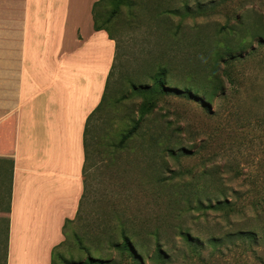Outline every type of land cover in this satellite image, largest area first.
I'll use <instances>...</instances> for the list:
<instances>
[{
    "label": "rangeland",
    "instance_id": "rangeland-1",
    "mask_svg": "<svg viewBox=\"0 0 264 264\" xmlns=\"http://www.w3.org/2000/svg\"><path fill=\"white\" fill-rule=\"evenodd\" d=\"M133 1L107 24L117 45L113 76L89 130L81 213L65 229L56 264L85 261L88 251L102 264H264V215L250 205L264 204V40L251 36L264 30V0H188L189 13L180 0ZM225 45L244 49L227 66L216 56ZM162 69L164 88L155 85ZM0 161L3 264L12 161ZM204 190L201 197L225 196L245 213L192 209L180 199L191 193L197 207L193 194ZM119 223L145 243L144 229L163 225L164 259L154 239L137 261L115 249ZM251 229L259 230L254 240L238 233Z\"/></svg>",
    "mask_w": 264,
    "mask_h": 264
},
{
    "label": "crops",
    "instance_id": "crops-1",
    "mask_svg": "<svg viewBox=\"0 0 264 264\" xmlns=\"http://www.w3.org/2000/svg\"><path fill=\"white\" fill-rule=\"evenodd\" d=\"M97 1L0 0V160L12 161L7 264H52L79 211L87 120L116 50L94 28Z\"/></svg>",
    "mask_w": 264,
    "mask_h": 264
},
{
    "label": "trees",
    "instance_id": "trees-1",
    "mask_svg": "<svg viewBox=\"0 0 264 264\" xmlns=\"http://www.w3.org/2000/svg\"><path fill=\"white\" fill-rule=\"evenodd\" d=\"M133 0H99L94 4L93 7V18H94V28L95 30H105L108 34L110 39L116 41V39L114 38V36L112 35V33L110 32L107 24L112 20L113 17H115L117 14L120 13V8L122 7V5H129L131 8L133 7V9L136 7V4L134 5ZM179 3L181 4V7H183V9H185V11H187V13L190 12V3L188 2V0H180ZM109 5L112 7V11L110 13H108L107 8L109 7ZM177 7L176 9L178 10ZM132 10V9H131ZM178 14V13H177ZM229 32H233L232 30H229ZM234 33V32H233ZM251 36L254 40H258V43H262L264 40V30L261 28L253 33H251ZM117 48V45H116ZM243 48L240 49H236L233 46L230 45H225L223 46V48H221V50L219 52L216 53V56L219 57L220 62L225 63L226 66L229 65L233 60H238L239 58L242 57V52H243ZM115 66V62L113 63V66L111 68L108 80H107V85H106V90L104 93V96L102 98L101 103L99 104V106L94 110V112L89 116L88 120H87V125H86V129H85V150H86V162H85V166L83 169V176H84V184H85V189H84V195H83V199L81 201L80 207H79V211L77 213V216L75 218V220L80 216L81 213V209L83 206V200L85 197V193L87 190V182H86V169L87 166L89 164V149H88V135H89V130H90V126H91V122L94 118V116L102 109L106 98H107V94H108V90L110 87V81L112 79L113 76V69ZM224 73H226V68L225 71H223ZM166 73V69H162L160 72H158V77L157 80L155 81V85L157 87H161L164 88V82L162 80V76ZM161 75V76H160ZM213 78L214 80L217 82V86H223V84L221 83V79L220 76L218 75V71H214L213 73ZM136 88H140L143 90H149L148 86L147 87H143L141 86V84L136 87ZM220 87L218 86V91ZM191 92H200L199 89H195V90H188L187 94L189 95ZM205 98L208 99L209 102H211L215 95L212 94H204ZM144 117V114H142L141 119ZM138 124H140V122H138L137 124L134 125V127L123 136V142L126 143L127 141L131 140L135 133L136 130L138 129ZM173 152L172 149H167V152ZM205 193V190L201 193H194L193 196L196 197L194 200L196 201V206L197 207H191L192 201L190 199V195L191 193H187V192H181L180 195V199H183V202L185 203V205H188L189 208H196V209H200L202 211L205 210H211V211H224L225 215L228 216L229 214H241L243 215L245 213L244 210L240 209L238 207V204L236 203H231L229 202L227 199H225V196L223 199H217L215 203H213L212 200H210L208 197H201L203 196V194ZM192 196V195H191ZM204 202H208L207 204H205ZM251 209L254 211L255 214H257V216H260L261 214L264 215V204H262V202H258V203H251ZM11 211V185H10V192L8 194V205H7V209H6V213H7V217H6V229H5V244H4V259H3V264H7L8 261V241H9V214ZM73 220V221H75ZM73 221H67L65 223L64 226V235H66L65 229L67 227L68 224L72 223ZM164 226L163 225H156L154 226L152 229H147V227L144 229V234L147 235V239H146V243L143 241L144 238H142L141 240H135V235L133 233H131V231L126 228L125 223H119L118 224V230H117V234L120 238L119 242L114 243L113 247L115 249H117L118 251H120L122 254H126L128 257H130L131 259H133L134 261L140 260L144 255L147 254V241L154 239L157 245V250H156V257L159 260H163L165 256L162 255V243H161V239H160V234L159 231L162 230ZM180 229V228H179ZM182 230V229H181ZM264 234V228L260 231ZM239 235L241 236H245V238L249 239V240H254L258 233L259 230H255V229H251V230H240L238 231ZM138 234V232H137ZM184 240L185 241H189L191 242L192 238L190 237L189 233H181ZM152 236V238L150 239L149 237ZM81 244L82 241L80 240ZM210 242H212V244H216L218 241L216 239L211 240ZM64 244L61 243L58 247H56L53 250V254H52V264H56L57 259L60 258V247ZM83 248H85L84 246H82ZM100 256H94L92 255V253L90 251H88V257L85 261H81L77 264H102L100 261Z\"/></svg>",
    "mask_w": 264,
    "mask_h": 264
}]
</instances>
